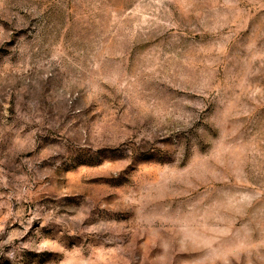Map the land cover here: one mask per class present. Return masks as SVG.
<instances>
[{"label": "rangeland", "instance_id": "1", "mask_svg": "<svg viewBox=\"0 0 264 264\" xmlns=\"http://www.w3.org/2000/svg\"><path fill=\"white\" fill-rule=\"evenodd\" d=\"M0 264H264V0H0Z\"/></svg>", "mask_w": 264, "mask_h": 264}]
</instances>
